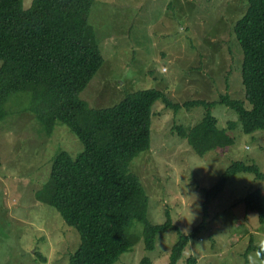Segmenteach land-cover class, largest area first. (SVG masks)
<instances>
[{
  "label": "rangeland",
  "instance_id": "rangeland-1",
  "mask_svg": "<svg viewBox=\"0 0 264 264\" xmlns=\"http://www.w3.org/2000/svg\"><path fill=\"white\" fill-rule=\"evenodd\" d=\"M31 3L24 0V7ZM247 7L245 0H95L89 21L105 61L81 98L108 107L127 92L157 88L176 104L217 100L227 92L245 99L243 52L233 29ZM32 105L30 92L14 93L0 121V264H68L79 233L38 192L57 154L76 156L84 146L62 123L47 134ZM211 111L220 128L236 123L230 131L235 141L200 156L176 126H194L206 108H170L161 99L154 104L151 148L131 163L149 195L151 222H165L169 210L173 223L190 233L202 221L207 191L228 166L241 160L264 171V130L246 133L227 105ZM256 189L264 192V180L255 174L233 176L209 202V223L190 239L178 264H263L258 250L248 249L264 246V221L243 202ZM143 230L133 221L127 234L135 243L114 264H142L145 256L150 264H170L177 230L160 233L153 251L145 248Z\"/></svg>",
  "mask_w": 264,
  "mask_h": 264
},
{
  "label": "trees",
  "instance_id": "trees-1",
  "mask_svg": "<svg viewBox=\"0 0 264 264\" xmlns=\"http://www.w3.org/2000/svg\"><path fill=\"white\" fill-rule=\"evenodd\" d=\"M245 1L247 10L233 29L243 52L245 99L227 92L217 100L176 104L165 91L148 88L127 92L111 106L92 107L81 93L105 61L89 21L95 0H32L28 8L24 0H0V121L6 115L8 98L27 91L33 98L31 110L47 134L62 123L84 146L76 156L60 151L48 183L38 192V197L56 208L79 233V245L68 264H114L135 243L127 234L133 221L144 224L148 251L156 248L160 233L177 230L170 264H178L190 239L209 223V202L233 176L251 172L264 180V171L256 163L234 161L207 191L202 221L185 233L173 223L169 210L165 222L149 220V195L141 177L131 169L134 158L151 148L153 106L160 99L170 108H206L194 126H176L200 156L235 141L230 131L236 123L220 128L211 111L217 104L233 109L246 133L264 130V0ZM263 200L261 189L243 199L246 209L258 211L262 222ZM252 244L248 251L256 248L264 264V246ZM150 263L148 256L142 259V264Z\"/></svg>",
  "mask_w": 264,
  "mask_h": 264
}]
</instances>
